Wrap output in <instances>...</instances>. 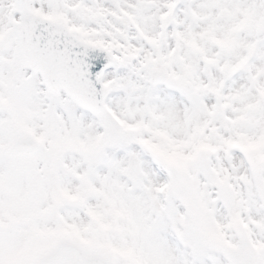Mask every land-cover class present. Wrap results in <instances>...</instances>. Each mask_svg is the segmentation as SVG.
Returning a JSON list of instances; mask_svg holds the SVG:
<instances>
[{"label": "snow or ice", "instance_id": "6c2138e0", "mask_svg": "<svg viewBox=\"0 0 264 264\" xmlns=\"http://www.w3.org/2000/svg\"><path fill=\"white\" fill-rule=\"evenodd\" d=\"M0 264H264V0H0Z\"/></svg>", "mask_w": 264, "mask_h": 264}]
</instances>
